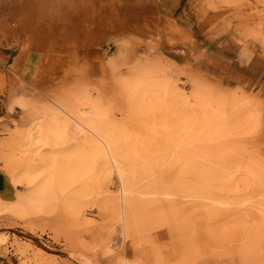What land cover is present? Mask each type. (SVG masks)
I'll use <instances>...</instances> for the list:
<instances>
[{
    "label": "rangeland",
    "instance_id": "obj_1",
    "mask_svg": "<svg viewBox=\"0 0 264 264\" xmlns=\"http://www.w3.org/2000/svg\"><path fill=\"white\" fill-rule=\"evenodd\" d=\"M13 1L0 264H264V0Z\"/></svg>",
    "mask_w": 264,
    "mask_h": 264
},
{
    "label": "crops",
    "instance_id": "obj_2",
    "mask_svg": "<svg viewBox=\"0 0 264 264\" xmlns=\"http://www.w3.org/2000/svg\"><path fill=\"white\" fill-rule=\"evenodd\" d=\"M9 3L10 4L8 6V4L6 5V4H3L0 2V8H3L5 5L8 6V8H9V10L4 11L5 15L2 18L0 17L1 18L0 19V31L8 30V29L10 31H18V30H22V29H27L28 24H29L30 19H31L30 9L27 6H25V8H20V5L17 1L9 2ZM1 10H3V9H0V14L2 13ZM58 12H60V11H58ZM52 13L54 14V12H52ZM66 13H67V11L65 12V14ZM57 14L60 15L59 13H57ZM7 15H9V18H10L9 21H8ZM64 20H66L65 16H64ZM59 21H61V20L59 19ZM59 24H61V22ZM12 41H13V39H12ZM12 44H14V42Z\"/></svg>",
    "mask_w": 264,
    "mask_h": 264
},
{
    "label": "bare ground",
    "instance_id": "obj_3",
    "mask_svg": "<svg viewBox=\"0 0 264 264\" xmlns=\"http://www.w3.org/2000/svg\"><path fill=\"white\" fill-rule=\"evenodd\" d=\"M42 193H43V192H42ZM42 193L40 192L39 194H42ZM42 197H44L43 194H42ZM42 197H41V198H42ZM128 206H130V205H128ZM128 210H129V209H128ZM130 210H131V209H130ZM131 211H132V210H131ZM137 211H138V210H137ZM132 215H134V214H132ZM137 218H138V217H137ZM135 224H136V223H135ZM135 224H134V225H135ZM135 226H136V225H135Z\"/></svg>",
    "mask_w": 264,
    "mask_h": 264
}]
</instances>
